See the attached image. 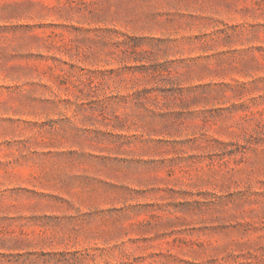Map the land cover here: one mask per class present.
<instances>
[{
  "label": "rangeland",
  "instance_id": "1",
  "mask_svg": "<svg viewBox=\"0 0 264 264\" xmlns=\"http://www.w3.org/2000/svg\"><path fill=\"white\" fill-rule=\"evenodd\" d=\"M0 264H264V0H0Z\"/></svg>",
  "mask_w": 264,
  "mask_h": 264
}]
</instances>
